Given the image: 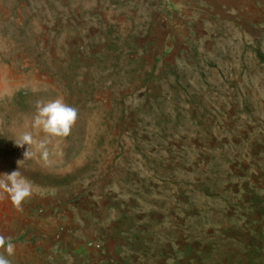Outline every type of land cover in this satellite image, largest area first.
<instances>
[{"label":"rangeland","instance_id":"374dc122","mask_svg":"<svg viewBox=\"0 0 264 264\" xmlns=\"http://www.w3.org/2000/svg\"><path fill=\"white\" fill-rule=\"evenodd\" d=\"M58 97L78 109L71 134L24 159L15 141L45 138L36 103ZM14 170L35 189L22 210L0 199V228L19 234L55 238L87 211L147 225L157 252L252 224L264 0H0V174Z\"/></svg>","mask_w":264,"mask_h":264},{"label":"crops","instance_id":"0c3cea01","mask_svg":"<svg viewBox=\"0 0 264 264\" xmlns=\"http://www.w3.org/2000/svg\"><path fill=\"white\" fill-rule=\"evenodd\" d=\"M86 213V224L72 226L57 240L36 237L33 228L19 234L18 225L7 221L0 235L11 237L15 245L14 255L7 258L11 264H264V211L252 210V224L234 227L226 236L217 233L212 241L203 237L198 242L186 235L159 245L157 252L147 225L125 224L121 217L93 221ZM90 240L99 241L102 249L87 247Z\"/></svg>","mask_w":264,"mask_h":264},{"label":"clouds","instance_id":"9594fccd","mask_svg":"<svg viewBox=\"0 0 264 264\" xmlns=\"http://www.w3.org/2000/svg\"><path fill=\"white\" fill-rule=\"evenodd\" d=\"M77 119L78 109L68 105L63 98L58 97L47 102L37 101L33 127L45 133V138L37 140L32 132H24L15 143L19 147L28 146L24 152V159L32 158L39 152L41 157L47 160L49 138L69 136ZM33 148L35 151L30 150ZM34 192L33 183L20 170L0 174V199H3L7 194L17 210H22L24 201L30 199ZM0 249L3 250L0 252V264H11L7 258L15 253V245L11 237L0 235Z\"/></svg>","mask_w":264,"mask_h":264},{"label":"built area","instance_id":"2783aa9c","mask_svg":"<svg viewBox=\"0 0 264 264\" xmlns=\"http://www.w3.org/2000/svg\"><path fill=\"white\" fill-rule=\"evenodd\" d=\"M64 230H65V228H61V230L58 233H56V235H55L56 240L61 237V234L63 233ZM87 247L95 248L97 250H101L102 244L99 241L90 240V241H87Z\"/></svg>","mask_w":264,"mask_h":264}]
</instances>
